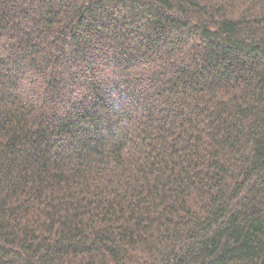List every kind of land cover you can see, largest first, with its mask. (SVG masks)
<instances>
[{"label":"trees","instance_id":"16d2710c","mask_svg":"<svg viewBox=\"0 0 264 264\" xmlns=\"http://www.w3.org/2000/svg\"><path fill=\"white\" fill-rule=\"evenodd\" d=\"M0 264H264V0H0Z\"/></svg>","mask_w":264,"mask_h":264}]
</instances>
